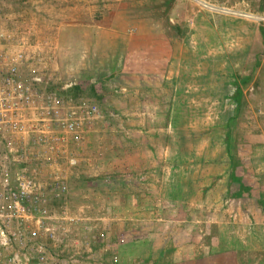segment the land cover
Returning <instances> with one entry per match:
<instances>
[{
	"label": "rangeland",
	"instance_id": "1",
	"mask_svg": "<svg viewBox=\"0 0 264 264\" xmlns=\"http://www.w3.org/2000/svg\"><path fill=\"white\" fill-rule=\"evenodd\" d=\"M26 2L0 0L22 72L98 110L91 180L42 182L57 198L29 238L60 264H264V0H123L117 23L71 25Z\"/></svg>",
	"mask_w": 264,
	"mask_h": 264
},
{
	"label": "built area",
	"instance_id": "2",
	"mask_svg": "<svg viewBox=\"0 0 264 264\" xmlns=\"http://www.w3.org/2000/svg\"><path fill=\"white\" fill-rule=\"evenodd\" d=\"M9 36L0 34V264H58L44 242L28 236V220L41 213L43 188L27 167L32 154L24 144L63 152L65 144L84 138L85 125L98 110L48 90L41 73L24 74L23 46Z\"/></svg>",
	"mask_w": 264,
	"mask_h": 264
},
{
	"label": "crops",
	"instance_id": "3",
	"mask_svg": "<svg viewBox=\"0 0 264 264\" xmlns=\"http://www.w3.org/2000/svg\"><path fill=\"white\" fill-rule=\"evenodd\" d=\"M26 1H27L26 4H24L22 8H20V12H18L17 14L19 15V18H59L60 24L62 22L70 25L78 24L80 19L82 18H116V23H117L118 18H125V13H128L127 9L122 8L123 0H82L79 1L78 3H75L73 0H43V2L40 4L36 3L35 1H33V3L35 4H30L28 0ZM125 5L126 4H124V7ZM11 9H12L11 6L5 8L4 13L12 15V17L11 16L9 17L13 18L15 14L11 11ZM100 12L104 13L101 15V17L98 14ZM128 14L132 15L133 11ZM136 19L137 18H132V21ZM147 32H150V30ZM141 35L148 38L152 36V34H146L144 32ZM120 36L122 39L124 38L130 39L129 35L126 36L120 34ZM48 80L49 83L51 84L49 78ZM50 84L47 86L48 90H52L50 89L51 87ZM84 130L85 132H84V138L82 139L83 141L85 140V137H87L88 135L90 136L89 133L90 128L87 129L84 127ZM78 142L79 140L65 144V147L63 148V152L60 153L57 152L55 153L54 150H50L47 147L46 149L43 148L35 149V148H31L29 143L24 144L28 146L25 149L26 152L28 151L29 154L31 153L33 155V156L29 155V157H31L32 160L29 161L27 164L28 169H32L35 171L36 175H38L40 178V182L41 183L43 182V185L46 184L47 182L52 184H60V182L65 181L67 183H71L76 180H82V181L87 180L89 182V180H91L89 178L90 176L88 175L86 176L85 173L88 172L90 175H92L93 160L90 157H86L83 154H81L82 149L84 153L87 152V148L89 147V145H87V142L85 144ZM77 150H79L80 152L79 155L76 156ZM35 154H37V156H35ZM12 168H14V165L12 166ZM66 173L69 174L65 175ZM55 175H58L57 180L54 179ZM55 195L56 194L54 192H51L50 194L49 191H45L43 188V198H42L43 203L40 204L41 213L50 212L47 211L46 205L49 204L50 200H54L55 198H57ZM44 203L45 205H43ZM52 242L55 243V241L53 240ZM44 243L46 244V242ZM55 255H59V254L56 253ZM58 264L60 263L58 262Z\"/></svg>",
	"mask_w": 264,
	"mask_h": 264
},
{
	"label": "trees",
	"instance_id": "4",
	"mask_svg": "<svg viewBox=\"0 0 264 264\" xmlns=\"http://www.w3.org/2000/svg\"><path fill=\"white\" fill-rule=\"evenodd\" d=\"M246 79H247V78H245V80H246ZM77 88L79 89V88H80V86L78 85V86H77Z\"/></svg>",
	"mask_w": 264,
	"mask_h": 264
}]
</instances>
